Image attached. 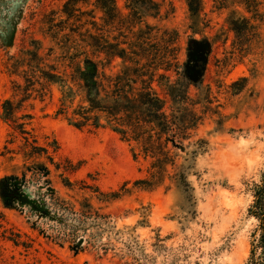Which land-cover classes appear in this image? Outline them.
<instances>
[{
    "label": "rangeland",
    "instance_id": "1",
    "mask_svg": "<svg viewBox=\"0 0 264 264\" xmlns=\"http://www.w3.org/2000/svg\"><path fill=\"white\" fill-rule=\"evenodd\" d=\"M68 1L0 0V35L14 32L10 46L0 37V179L26 172V191L45 211L6 207L0 197V264H247L259 223L249 207L264 170V0H202L198 15L187 0H156L160 16L144 15L179 31L182 60L190 36L211 42L203 86L189 88L201 118L187 151L173 150L182 175L170 167L151 188L136 183L148 176L149 161L135 159L118 133L79 129L55 114L56 90L17 113L34 115L27 129L53 162L44 154L25 160L24 134L9 135L2 103L13 96V80L23 81L10 72L11 57L33 39L44 52L59 51L52 23L69 18ZM92 3L75 4L67 32L91 27ZM132 3L117 0L123 14L107 24L111 37L141 26Z\"/></svg>",
    "mask_w": 264,
    "mask_h": 264
},
{
    "label": "trees",
    "instance_id": "2",
    "mask_svg": "<svg viewBox=\"0 0 264 264\" xmlns=\"http://www.w3.org/2000/svg\"><path fill=\"white\" fill-rule=\"evenodd\" d=\"M79 1H68L64 12L69 18L52 23L59 28H52L51 34L59 51L50 47L44 52L41 42L33 39L32 47L25 48L21 57H11L14 61L10 72L23 81L13 80V96L2 103V118L14 128L9 135L14 141L17 130L24 134L25 160L44 154L52 161L48 148L39 145L36 135L27 129L34 115L27 112L18 116L17 113L31 98H52L56 90L57 116L79 129L108 127L129 142L135 159L143 157L149 161L148 176L136 183L146 188L158 186L169 178L170 167L176 170L174 176H181V166L176 164L178 153L173 150L187 151L186 141L192 137L191 130L197 128L201 118L189 88L203 86L211 48L209 38L190 36L182 60L179 31L143 21L144 15L160 16L161 3L156 0H131L138 14L143 13L138 30L131 28L111 37L106 26L110 20L122 17L121 8L117 0H93L91 19L86 23L91 27L76 30L71 25V31L67 32L66 24L75 16V4ZM187 2L192 14L198 15L202 0ZM133 8L127 18L134 15ZM97 11L102 14L98 16ZM231 22L234 25V19ZM13 33L8 29L0 35L8 46L12 44ZM41 166L44 175H49V167ZM26 177L23 172L22 176L11 174L0 179L4 205H29L34 211L45 212L28 195ZM253 196L249 214L259 223L247 264H264V170L254 185Z\"/></svg>",
    "mask_w": 264,
    "mask_h": 264
}]
</instances>
